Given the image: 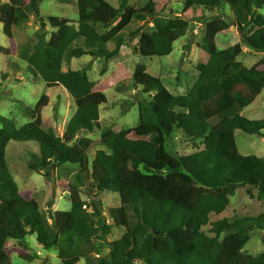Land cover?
<instances>
[{
    "label": "trees",
    "instance_id": "1",
    "mask_svg": "<svg viewBox=\"0 0 264 264\" xmlns=\"http://www.w3.org/2000/svg\"><path fill=\"white\" fill-rule=\"evenodd\" d=\"M8 1L12 13H2L0 24L21 27L33 16L41 26L33 50L22 51L28 71L47 88L63 86L74 99L76 112L62 137L46 129L42 113L30 107L22 105L32 121L20 128L0 115V205L6 211L0 212V264L8 261L5 247L10 240L25 248L26 238L33 235L46 250L56 249L62 264L82 260L86 264H264V251L258 256L244 253L252 233L264 230V213L210 221L212 215L227 210L242 187H251V197L257 189L264 201V157L242 155L235 137L237 130L264 136V119L250 120L242 114L264 91V73L259 70L264 59L249 68L238 60V47L219 50L216 43L219 34L234 26L246 47L264 53V0H190L205 11L223 13V18L205 25L198 80L188 94L175 95L146 65L138 64L133 80L144 96L140 123L119 133L101 127L100 108L108 98L92 90L91 64L65 72L64 59L67 52L71 58L86 54L83 48L70 50L80 40L97 59L118 56L125 46L122 34L133 22L157 20L153 6L138 9L132 0H120V19L114 25L101 11L79 0L76 28L56 16L46 23L39 9L44 0ZM157 24V38L147 30L140 35L136 51L142 57L171 55L174 43L190 26L176 15ZM48 25L52 33L46 31ZM99 26L106 32L100 33ZM4 32L11 35L9 29ZM111 42L116 43L113 51L107 49ZM41 101V107H46L48 96L43 95ZM95 130H101L98 140L80 136ZM175 131H182L192 143L201 142L204 150L187 156L172 154L167 144ZM12 141L40 145L27 165L48 182L59 167H78L68 181L72 209L56 211L52 223L34 200L21 194L9 170L7 148ZM98 146L102 148L91 160L90 153ZM83 192L94 197L92 212L82 199ZM104 192L120 196L121 205L110 211L113 225L95 201ZM208 225H212L213 236L203 230ZM115 227L125 230L123 237L109 243L107 256H100L94 241L106 242Z\"/></svg>",
    "mask_w": 264,
    "mask_h": 264
},
{
    "label": "rangeland",
    "instance_id": "2",
    "mask_svg": "<svg viewBox=\"0 0 264 264\" xmlns=\"http://www.w3.org/2000/svg\"><path fill=\"white\" fill-rule=\"evenodd\" d=\"M85 1L112 19L114 25L118 23L120 0ZM78 2L79 0H44L39 3V9L46 23L50 17L56 16L68 19L74 27L78 28ZM131 5L138 9L152 5L157 20L133 22L130 28L122 34L125 46L122 47L120 54L108 61H105L104 58H95L91 51L85 48L83 40L74 43L70 50L83 48L86 50V54L80 58H71L67 52L62 68L65 72L68 70L79 71L91 64L88 75L92 83V90L103 92L108 98V103L100 108L101 127L111 128L117 133L135 128L140 123V102L144 96L142 88L134 85L133 77L136 66L138 64L146 65L148 72L160 78L173 94H188L199 78L197 65L202 60L200 45L205 35V25L217 17L223 18V13L220 11H205L195 6L190 0H132ZM2 13H12L8 0H0V15ZM226 13L231 16L230 10L227 9ZM171 15L183 17L190 24L187 34L174 43L172 54L161 58L140 56L136 48L141 33L147 30L152 33L154 38H157L160 34L157 21L164 20ZM224 19L228 21L229 18L226 16ZM8 29L11 30L10 36L4 32ZM40 29L38 20L33 16L21 27L9 26L5 22L0 24V115L10 120L15 128H20L32 121V117L27 115L22 108L23 106L30 107L42 113L46 129H51L62 137L76 112L75 101L63 86L47 88L43 80L30 73L27 68V57H23L22 54L23 49H28L29 52L33 50L39 40ZM98 30L100 33L106 32L101 26L98 27ZM46 31L52 33L54 29L48 25ZM216 43L219 50H226L233 46L238 47L240 49L238 60L246 67H253L264 59L263 52L254 51L244 45L241 35L234 26L219 34ZM115 48V42L107 45L109 51H113ZM259 70L264 73V63ZM43 95L48 96V103L44 108L41 107ZM242 114L250 120L264 119V91ZM100 134L101 130L83 131L80 136L98 140ZM235 137L242 155L264 157V136L250 135L237 130ZM167 147L172 154L178 156H187L204 150L201 142H190L182 131H175L168 139ZM100 148L102 147L98 146L91 151V160L94 159L96 151ZM39 151L40 145L36 142L12 141L7 148V161L21 194L34 200L36 206L47 215L49 222L52 223L51 219L56 211L72 209L68 181L70 176L78 170V167L69 164L59 167L54 172L53 181L48 182L42 174L30 170L27 165L31 154ZM250 189V186L238 189L236 195L231 198L227 210L219 216L212 215L211 223L223 219L257 217L264 213V201L259 199L258 190L253 189V197H251ZM82 199L88 211L92 212L94 197L83 192ZM95 201L101 203L103 214L108 223L113 225L110 211L121 205L120 196L114 192H104ZM0 212L1 214L6 213L1 205ZM211 228L212 225H208L203 230L213 236L210 232ZM124 233L123 228L115 227L106 242L95 240L94 245L100 250L99 255L107 256L109 243L121 239ZM21 244L23 245L16 240H10L6 244L7 252H5L8 255L6 264H62L58 257V251L56 249L46 250L38 242L36 235L26 238L25 248ZM263 251L264 230L254 231L244 253L258 256ZM38 252L41 255H38ZM26 257H31V260H27ZM138 262L144 264L141 261H136L134 264ZM79 264H86V262L82 260Z\"/></svg>",
    "mask_w": 264,
    "mask_h": 264
},
{
    "label": "crops",
    "instance_id": "3",
    "mask_svg": "<svg viewBox=\"0 0 264 264\" xmlns=\"http://www.w3.org/2000/svg\"><path fill=\"white\" fill-rule=\"evenodd\" d=\"M25 198H26V197H25ZM27 199H28V198H27ZM28 200H30V199H28ZM18 247L21 248L19 245H18ZM18 247H17V248H18ZM5 251H6V248H5ZM6 252H7V251H6ZM16 252H17V251H16Z\"/></svg>",
    "mask_w": 264,
    "mask_h": 264
},
{
    "label": "built area",
    "instance_id": "4",
    "mask_svg": "<svg viewBox=\"0 0 264 264\" xmlns=\"http://www.w3.org/2000/svg\"><path fill=\"white\" fill-rule=\"evenodd\" d=\"M37 254H38V255H41V253H40V252H38ZM137 264H141V263H139V262H138Z\"/></svg>",
    "mask_w": 264,
    "mask_h": 264
}]
</instances>
